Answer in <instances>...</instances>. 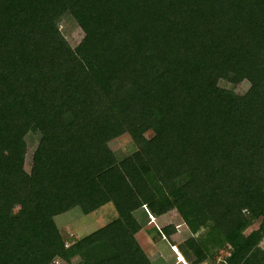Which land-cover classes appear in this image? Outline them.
Instances as JSON below:
<instances>
[{"label": "trees", "instance_id": "16d2710c", "mask_svg": "<svg viewBox=\"0 0 264 264\" xmlns=\"http://www.w3.org/2000/svg\"><path fill=\"white\" fill-rule=\"evenodd\" d=\"M107 204L63 237L57 217ZM171 211L187 264H264V0H0V264H153L142 217Z\"/></svg>", "mask_w": 264, "mask_h": 264}, {"label": "rangeland", "instance_id": "374dc122", "mask_svg": "<svg viewBox=\"0 0 264 264\" xmlns=\"http://www.w3.org/2000/svg\"><path fill=\"white\" fill-rule=\"evenodd\" d=\"M62 33L73 48L80 45L85 38V33L73 20H68L63 23ZM223 87L237 95H243L247 92L250 85L247 82H243L238 85L223 84ZM146 136H151V132H148ZM27 140L28 153L26 157V169L30 171L32 167V155L40 143V138L36 135H31ZM111 147L119 158L130 156L136 150L133 140L128 135L112 142ZM142 215L143 212L139 214V217H142ZM117 217L114 205L107 204L87 216L83 215L79 210L71 211L57 217L56 223L65 239L73 238L80 240L96 230L105 227ZM142 218L146 224L144 225V229L138 233L136 239L153 264H182L179 263V254L181 253L179 245L190 238L192 234L178 212L171 211L159 218ZM258 225L259 221L253 222L255 229L258 228ZM170 226L174 227L175 232H171L170 237L162 236L160 231ZM262 246L264 248V243ZM225 254L223 253V255ZM208 264L213 263L209 262Z\"/></svg>", "mask_w": 264, "mask_h": 264}, {"label": "built area", "instance_id": "2783aa9c", "mask_svg": "<svg viewBox=\"0 0 264 264\" xmlns=\"http://www.w3.org/2000/svg\"><path fill=\"white\" fill-rule=\"evenodd\" d=\"M54 264H65V263L63 261L57 259V260L54 261Z\"/></svg>", "mask_w": 264, "mask_h": 264}, {"label": "crops", "instance_id": "0c3cea01", "mask_svg": "<svg viewBox=\"0 0 264 264\" xmlns=\"http://www.w3.org/2000/svg\"><path fill=\"white\" fill-rule=\"evenodd\" d=\"M179 255H181V254H179ZM179 261H180L179 263L183 262L184 264H187L186 262L183 261V258H180Z\"/></svg>", "mask_w": 264, "mask_h": 264}, {"label": "bare ground", "instance_id": "6f19581e", "mask_svg": "<svg viewBox=\"0 0 264 264\" xmlns=\"http://www.w3.org/2000/svg\"><path fill=\"white\" fill-rule=\"evenodd\" d=\"M181 258V256L179 255V259Z\"/></svg>", "mask_w": 264, "mask_h": 264}]
</instances>
